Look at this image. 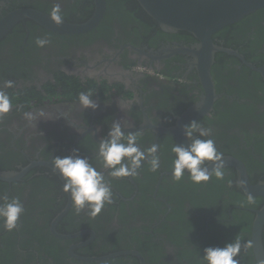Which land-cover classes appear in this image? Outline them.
Returning <instances> with one entry per match:
<instances>
[{
	"label": "flooded vegetation",
	"instance_id": "1",
	"mask_svg": "<svg viewBox=\"0 0 264 264\" xmlns=\"http://www.w3.org/2000/svg\"><path fill=\"white\" fill-rule=\"evenodd\" d=\"M56 3L68 23H83L94 11L93 0H0V20L20 8L50 15ZM225 34H213L214 43L236 50L251 66L264 65L263 13L246 19L240 31ZM37 37L50 43L38 47ZM196 44L187 32L160 29L136 0H105L100 23L87 32H52L27 19L1 38L0 90L12 108L0 115V172L25 171L17 181L0 180V196L19 197L24 205L16 229L7 231L0 219V264H24L22 259L26 264H139L132 254L89 260L126 251L138 252L144 264H157L159 246L169 264H191L185 259L194 256L192 264H207L205 248H222L246 234L253 257L251 226L264 197H252L250 204L230 166L223 167L222 179L213 175L195 183L185 171L174 180L176 139L159 131H175L181 120L201 109L203 91L193 56L176 51ZM210 73L220 97L208 115L186 125L195 120L211 128V137L204 139H214L222 157L240 159L252 183L264 182V79L223 52L214 54ZM5 81L13 86L5 87ZM80 93L90 95L98 107L84 108ZM27 112L33 119L25 118ZM114 121L125 135H138L141 150L159 146L157 171L145 161L136 177L110 176L98 149ZM71 154L86 157L110 182L113 203L94 217L87 208L77 213L70 193L63 191L64 178L53 167L54 157ZM220 180L236 183L240 203L231 204L229 192H217ZM241 243L236 259L247 264L248 246Z\"/></svg>",
	"mask_w": 264,
	"mask_h": 264
},
{
	"label": "clouds",
	"instance_id": "2",
	"mask_svg": "<svg viewBox=\"0 0 264 264\" xmlns=\"http://www.w3.org/2000/svg\"><path fill=\"white\" fill-rule=\"evenodd\" d=\"M51 19L60 24L63 22L61 15V6L54 4L50 13ZM38 47H44L50 43L46 37H37L35 41ZM5 87H12V81H5ZM79 102L84 108L95 110L98 107L90 95L80 93ZM12 108V102L9 96L0 90V115L7 114ZM199 111L200 108L197 107ZM26 119H33L30 112L24 113ZM119 121H114L108 131L107 138L101 139L98 149V158L103 162V166L109 169L110 176L114 178L136 177L142 162L150 165V171H157L160 167V157L158 145L153 144L147 150H141L137 144L138 135L129 132L125 135ZM184 136L188 139L187 146L175 144L172 148L176 158L173 161V179L179 181L185 170L190 173V178L195 183L207 182L215 175L217 179L224 176L222 156L211 137V128L201 126L193 120L185 125ZM198 134V135H197ZM78 150H73V153ZM205 162L211 163L205 166ZM53 167L64 178L63 191L70 193L73 205L79 213L87 208L89 215L96 216L101 212L105 204L113 203V193L110 182L105 180L104 174L98 171L89 163L86 157L79 155H67L54 157ZM0 219L3 220V227L7 231L17 228L20 216L24 212V205L19 197L9 199L8 196H0ZM248 202L254 203L251 195ZM244 246H250L245 244ZM242 247L241 240L235 238L234 242L226 244L224 247H207L204 249L203 260L207 264H239L236 257L239 255Z\"/></svg>",
	"mask_w": 264,
	"mask_h": 264
},
{
	"label": "water",
	"instance_id": "3",
	"mask_svg": "<svg viewBox=\"0 0 264 264\" xmlns=\"http://www.w3.org/2000/svg\"><path fill=\"white\" fill-rule=\"evenodd\" d=\"M145 13L153 19L158 27L165 31H184L189 33L197 44L192 49L179 47L176 51L183 53L189 51L193 56V66L202 87V103L198 115L184 118L179 123L177 129H160L161 133L172 135L176 139V144L187 146L188 139L183 135L184 126L193 118L208 115L212 110V105L220 95L216 94L212 81L210 69L213 64L214 54L223 52L236 56L244 64L261 74L264 79V65L261 67L251 66L244 61L241 54L236 50L218 46L214 43L212 36L216 32L234 25L250 15L264 8V0H136ZM94 11L91 17L80 24L62 22L56 24L50 15L30 8H20L9 12L0 20V40L17 23L24 20H31L38 23L43 28L57 33L78 34L94 29L101 21L104 14L105 0H93ZM211 163L208 165L211 171ZM223 167L230 166L235 169L236 182L241 191L252 197H264V182L252 183L248 177L245 164L237 158L222 157ZM0 172V180L11 183L20 179L21 174ZM188 171V170H185ZM264 226V205L254 212L250 232V243L253 257L257 264H264V250L262 246V230ZM52 230V229H51ZM93 237V233H90ZM121 254H132L140 260L139 264H144L143 258L138 252L126 251L110 254L105 257L92 258L94 262L107 259Z\"/></svg>",
	"mask_w": 264,
	"mask_h": 264
},
{
	"label": "trees",
	"instance_id": "4",
	"mask_svg": "<svg viewBox=\"0 0 264 264\" xmlns=\"http://www.w3.org/2000/svg\"><path fill=\"white\" fill-rule=\"evenodd\" d=\"M261 13L264 14V8L262 10L257 11L256 13L250 15L249 17H246V19L247 20L248 19H252L256 15H259ZM246 19H244V20H242V21H240V22H238V23H236L234 25H231V26H228L226 28H223L222 30H220V32H222V33L226 32L225 35H228L227 34L228 32H237V31H240L243 28V25H244V22H245ZM226 41H227V44H228V40H226ZM219 182H220V185H219V188H218V191L217 192H219L220 194H223L222 191L229 192L228 199H229L230 203L231 204L240 203V199L242 198V195H241V191L238 188V186L236 185V183L233 182V181L232 182H226V181H221V180ZM247 222H249V217L248 218L245 217V220H244V231H245V233H246L247 228H248V225H249V224L246 225ZM239 239L241 240V242L248 244L247 234L244 235V236H242V237H240ZM22 247L23 248H26V249L28 248L27 245L26 246H22ZM157 249L160 251V253L158 255L159 258H160V260L157 261V264H169L168 261H167L168 255L164 252V249L162 247H160V246ZM247 250H249V251H247V258H248L247 264H255V261H254L253 257L251 256L250 247L249 246H248V249ZM47 255H49V256L50 255L51 256L52 255H55L56 256L57 254H56L55 251H49L47 253ZM19 261L20 262H23L24 264H26V260H24V259L19 260ZM135 261L136 260L134 259L133 262H135ZM147 262L149 263V260H147ZM242 262H243V259H242L241 263ZM117 263H119V261H117ZM121 263H123V260L121 261ZM241 263L239 262V264H241ZM16 264H18V263H16Z\"/></svg>",
	"mask_w": 264,
	"mask_h": 264
},
{
	"label": "rangeland",
	"instance_id": "5",
	"mask_svg": "<svg viewBox=\"0 0 264 264\" xmlns=\"http://www.w3.org/2000/svg\"><path fill=\"white\" fill-rule=\"evenodd\" d=\"M177 215H178V212L176 213V217H177ZM188 263H194L195 262V260H196V257L194 256V259H191L190 258V260H187V258L185 259Z\"/></svg>",
	"mask_w": 264,
	"mask_h": 264
}]
</instances>
